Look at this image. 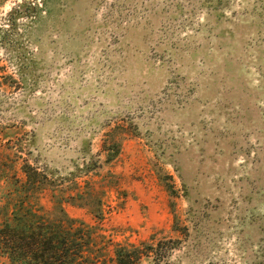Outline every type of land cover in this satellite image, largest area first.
<instances>
[{
    "label": "rangeland",
    "instance_id": "rangeland-1",
    "mask_svg": "<svg viewBox=\"0 0 264 264\" xmlns=\"http://www.w3.org/2000/svg\"><path fill=\"white\" fill-rule=\"evenodd\" d=\"M75 183L105 256L155 234L140 264H264V0H0V211Z\"/></svg>",
    "mask_w": 264,
    "mask_h": 264
},
{
    "label": "trees",
    "instance_id": "trees-1",
    "mask_svg": "<svg viewBox=\"0 0 264 264\" xmlns=\"http://www.w3.org/2000/svg\"><path fill=\"white\" fill-rule=\"evenodd\" d=\"M119 149L117 144L114 148H103L107 153L105 161L114 158ZM27 167L23 170L27 182L47 180L43 173L29 168V165ZM65 189L59 191L65 192ZM75 189L73 195L58 196L59 200H55L50 212L41 206L18 209L11 217L0 211V264H98L101 260L114 264H140L143 257L162 260L173 248L162 246L164 241L171 242V239L158 240L152 234L150 242L111 243L110 254L105 256L106 246L99 242L103 235L97 234L82 220L70 217L61 206L64 201L76 207L89 208L95 216L101 215L102 202L96 197L97 191L84 192L77 184Z\"/></svg>",
    "mask_w": 264,
    "mask_h": 264
}]
</instances>
